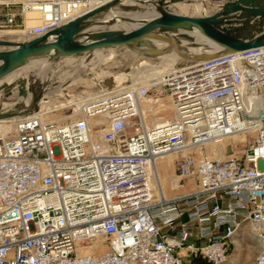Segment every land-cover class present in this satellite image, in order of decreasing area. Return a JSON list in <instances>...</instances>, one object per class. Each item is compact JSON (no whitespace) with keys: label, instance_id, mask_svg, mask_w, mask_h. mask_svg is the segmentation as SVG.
Listing matches in <instances>:
<instances>
[{"label":"built area","instance_id":"obj_1","mask_svg":"<svg viewBox=\"0 0 264 264\" xmlns=\"http://www.w3.org/2000/svg\"><path fill=\"white\" fill-rule=\"evenodd\" d=\"M105 1L0 7L4 26L31 38ZM156 86L172 115L152 122L140 104ZM102 91L72 119L38 110L0 131V264H224L244 221L259 242L255 263L264 264V108L253 117L244 102L254 95L264 106V45ZM236 132L253 136L241 155L225 154L219 143ZM167 154L177 157L170 189L190 177L194 189L155 192L151 168Z\"/></svg>","mask_w":264,"mask_h":264},{"label":"bare ground","instance_id":"obj_2","mask_svg":"<svg viewBox=\"0 0 264 264\" xmlns=\"http://www.w3.org/2000/svg\"><path fill=\"white\" fill-rule=\"evenodd\" d=\"M93 0H90V2ZM188 0H116L112 4H110L107 8L93 14L89 17V20L98 23L92 24L91 29L93 32L103 30V29H113V30H124L128 31L133 27L139 26L144 21L148 20L149 18L153 17L157 14L158 10H166L170 12H175L172 9H169V5H180L186 4ZM194 1L195 8L200 11L199 16L206 15L204 8L200 6L199 3ZM107 2V1H105ZM104 2V3H105ZM199 2V1H198ZM143 7V8H142ZM173 7V6H171ZM222 9V5H216L214 11H218ZM177 10V9H176ZM122 12H129V13H136L139 12L144 16H135L129 14H121ZM176 13H181L180 11H176ZM183 14V13H182ZM33 21L27 19L25 22V27L30 26ZM127 26V27H125ZM154 34L148 37V41L142 40L141 42H132L127 44L125 49L139 55L142 59H139L138 66L132 67L133 69L130 72H133L136 75L131 77L122 79L118 74L117 75H110L107 72L105 75L112 76L115 80L116 87L113 85L110 89L112 90H121L135 84L137 80L141 78L144 80H156L159 76L166 70L171 69L174 65V62L181 57L189 59V60H203L206 59L205 57L213 52H222L223 49L221 47L216 46L215 44L211 43L208 39L201 36L194 30H190L183 27H154L153 29ZM24 29H12V30H0V35L7 34V35H17L19 39L15 40H23L27 39L24 33ZM80 39H89L87 34L82 35L79 37ZM1 48V46H0ZM113 48H101L95 49L94 54H97V58L91 60L87 64L83 62H79L75 65L76 72L73 75H69L66 80H72L73 78L79 76L77 73L79 71L85 70L86 68H90L101 59L109 58L112 55ZM155 50H159V52H155ZM51 54L47 55H36L31 57L26 63L20 65L16 69L12 70L16 71L21 67H25L29 65L32 61L35 62L41 61L43 59L50 60L52 59ZM158 57L160 59L159 63L151 64L149 63L148 58ZM78 61V60H77ZM44 62V61H43ZM135 68V69H134ZM49 63L46 61L44 65L40 68H34L27 71V79L21 78L20 76L17 78H13L9 80L11 72L7 73L3 77L0 78V104L5 101V96L14 94L17 96L16 101L12 104V108L9 109H2L0 107V112L11 111L13 116L8 118L0 119V121H11L16 119V117L28 114V113H35L38 111V104L40 106H47L55 101L48 97L50 93L54 91L57 92L61 89V85L56 87L54 91H48L45 88V82L47 81L49 71ZM127 73V72H126ZM24 79V80H23ZM7 80H9L7 82ZM135 81V82H134ZM61 82V81H60ZM4 83V84H2ZM137 83V82H136ZM130 84V85H129ZM15 88V90H12ZM109 90V89H108ZM103 91L95 94H90L87 97H82V101L77 102L75 105L78 109L83 107L85 104H89L92 102L93 99L102 96ZM78 100V99H76ZM76 100H68L66 103L74 102ZM245 107L251 112L253 117L259 118L262 109L264 108L262 102L254 95H247L244 99ZM64 103V102H63ZM65 104V103H64ZM55 106V105H54ZM53 106V107H54ZM51 107V108H53ZM50 110V108H48ZM47 109V110H48ZM146 111L154 112V107L150 104V101L145 100L140 104V112L143 117H146ZM169 117H165L162 120H166ZM152 122H156L155 120H151ZM161 121V120H160ZM158 122V121H157ZM8 125L0 124V131H4L8 128ZM244 137L243 133L236 132L233 133L230 138L233 142L235 140L242 139ZM228 141V140H227ZM230 141V140H229ZM241 141V140H239ZM225 141L219 143L221 147ZM172 155L167 154L164 157ZM158 167L157 163L151 168V171L155 177H157V181L159 182L157 194L159 192V188L163 190L162 185L159 181V174H158Z\"/></svg>","mask_w":264,"mask_h":264},{"label":"rangeland","instance_id":"obj_3","mask_svg":"<svg viewBox=\"0 0 264 264\" xmlns=\"http://www.w3.org/2000/svg\"><path fill=\"white\" fill-rule=\"evenodd\" d=\"M196 2L199 3L200 6L204 8V11L206 10L205 13L208 14L216 8V5L221 6L223 0H196ZM11 8H17L16 2L12 4ZM4 9V6L0 7V30L19 29L18 26H4L2 19L3 17L1 16V13H3ZM169 9H174L173 11L175 12L180 11L183 14L193 16L200 14V11L195 8L194 1L192 0H188L186 4L169 5ZM0 38L13 40L19 39L17 35L7 34L0 35ZM112 50V55L109 58L101 59L95 64H93V66H91L90 68H86L85 70L79 71L77 73L79 76L73 78L72 80H69V78L66 80V78L76 72V64H78L79 62L87 64L91 60L97 58V54H94V50L74 55L56 57L50 60H48L47 58L41 61H32L29 65H26L25 67H21L16 71L11 72L9 80L16 77L18 78L19 76L21 78L27 79L25 77H28V70L40 68L44 65L46 61H48L50 69L47 72L48 78L45 82V88L48 91H54L56 87L61 85V89L57 92L54 91L53 93H50V96L48 97V99L52 98L55 103H52L47 106H40L41 104H38V110L40 112H43L44 116L47 118H56L60 121L69 120L76 117L77 107L75 104L77 102L82 101V97H87L90 94L99 93L105 88L112 90L113 88L110 89L112 85L116 87L115 85L117 82H115L112 76L105 75L106 72L110 75L118 74L122 79L137 74L130 72V70L133 69L132 67L138 66L139 58L136 55H133V53H131L124 47H114ZM141 58L142 57H140V59ZM188 60L189 59L180 56V58L177 59L174 64L175 66H180ZM159 61V58L153 57L150 58L149 63L153 65L159 63ZM9 80H7V82ZM143 81L146 80L141 78L136 82ZM1 82L3 81H0V83ZM12 90H15V88H13ZM146 98V100L150 101V104L154 107V112L146 111V119L160 121L165 117H169L172 115L169 97L162 87L156 86L154 88H151ZM16 99L17 96H15L14 94L7 95L5 96V101L0 104V107L2 109L12 108V106H14L12 104L16 101ZM68 100L76 101L66 103V101ZM48 108H50V110ZM96 120L99 121L98 119ZM0 124L9 125L10 122L4 120L0 121ZM7 130L9 131L10 128H8ZM252 136L253 132H247L245 133L243 138L242 136H239L240 138H242L239 139L241 141H225V144L223 145L224 153L235 154L236 156L241 155L243 150L250 143ZM176 159V154H172L166 157L159 158L156 161L158 167L157 171L159 174V181L164 190V194L167 196L186 192L196 187L195 178L190 177L185 179L183 185L180 188L176 190L170 189V186L173 187L176 185L175 181L171 182V179L173 178L172 175L175 172ZM151 175L153 186L155 192L157 193L159 185V182L157 181L158 176L155 177L153 173ZM176 179L179 180V178ZM181 220H185V216L181 217ZM258 248L259 242L256 235L254 234L250 224L247 221H244L233 235V238L230 242V246L228 248L227 258L224 264H256L255 259L258 254ZM194 264L205 263L200 258L196 257L194 258Z\"/></svg>","mask_w":264,"mask_h":264},{"label":"water","instance_id":"obj_4","mask_svg":"<svg viewBox=\"0 0 264 264\" xmlns=\"http://www.w3.org/2000/svg\"><path fill=\"white\" fill-rule=\"evenodd\" d=\"M115 1L108 0L38 36L23 40L0 38V78L36 55L51 54L53 59L95 49L124 47L142 40L148 41V37L154 34V27H183L194 30L223 49L222 52H213L205 58L264 45V0H223L221 10L203 16L158 10L153 17L128 31H90L95 22L89 20V17ZM84 34H87L89 39L79 38ZM10 116H13L11 111L0 112V119Z\"/></svg>","mask_w":264,"mask_h":264},{"label":"crops","instance_id":"obj_5","mask_svg":"<svg viewBox=\"0 0 264 264\" xmlns=\"http://www.w3.org/2000/svg\"><path fill=\"white\" fill-rule=\"evenodd\" d=\"M143 8V7H142ZM213 11H214V9H213ZM121 14H129V15H135V16H144V17H147L146 15H142L141 13H139V12H136V13H129V12H122ZM205 14H207V13H205ZM198 15H200V14H198ZM125 27H127V26H125ZM129 51V50H128ZM131 52V51H130ZM131 53H133V52H131ZM133 55H136L139 59H140V56L139 55H137V54H135V53H133ZM158 58V57H157ZM142 59V58H141ZM149 60H150V58H148ZM183 216H185V218H186V215L185 214H183L181 217H183Z\"/></svg>","mask_w":264,"mask_h":264}]
</instances>
